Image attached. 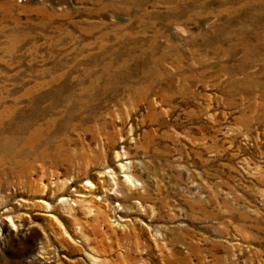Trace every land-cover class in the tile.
I'll list each match as a JSON object with an SVG mask.
<instances>
[{
    "label": "rangeland",
    "instance_id": "rangeland-1",
    "mask_svg": "<svg viewBox=\"0 0 264 264\" xmlns=\"http://www.w3.org/2000/svg\"><path fill=\"white\" fill-rule=\"evenodd\" d=\"M0 264H264V0H0Z\"/></svg>",
    "mask_w": 264,
    "mask_h": 264
},
{
    "label": "bare ground",
    "instance_id": "bare-ground-1",
    "mask_svg": "<svg viewBox=\"0 0 264 264\" xmlns=\"http://www.w3.org/2000/svg\"><path fill=\"white\" fill-rule=\"evenodd\" d=\"M121 167H122V169H124V168H125V165H124V164H122V165H121ZM88 183H89V182H88ZM89 184H90V183H89Z\"/></svg>",
    "mask_w": 264,
    "mask_h": 264
}]
</instances>
